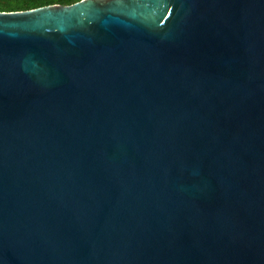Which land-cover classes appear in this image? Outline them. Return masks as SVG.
<instances>
[{"label": "water", "instance_id": "95a60500", "mask_svg": "<svg viewBox=\"0 0 264 264\" xmlns=\"http://www.w3.org/2000/svg\"><path fill=\"white\" fill-rule=\"evenodd\" d=\"M0 264H264V0L0 11Z\"/></svg>", "mask_w": 264, "mask_h": 264}, {"label": "trees", "instance_id": "16d2710c", "mask_svg": "<svg viewBox=\"0 0 264 264\" xmlns=\"http://www.w3.org/2000/svg\"><path fill=\"white\" fill-rule=\"evenodd\" d=\"M79 0H0V11L29 10L51 4H74Z\"/></svg>", "mask_w": 264, "mask_h": 264}]
</instances>
